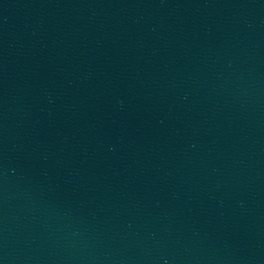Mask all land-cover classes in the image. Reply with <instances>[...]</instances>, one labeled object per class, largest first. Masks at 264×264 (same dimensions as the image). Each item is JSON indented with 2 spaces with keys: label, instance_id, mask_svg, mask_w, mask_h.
I'll return each instance as SVG.
<instances>
[{
  "label": "water",
  "instance_id": "water-1",
  "mask_svg": "<svg viewBox=\"0 0 264 264\" xmlns=\"http://www.w3.org/2000/svg\"><path fill=\"white\" fill-rule=\"evenodd\" d=\"M0 264H264V0H0Z\"/></svg>",
  "mask_w": 264,
  "mask_h": 264
}]
</instances>
